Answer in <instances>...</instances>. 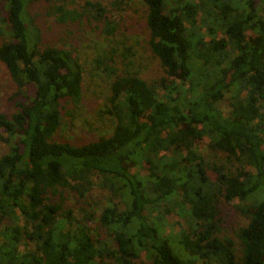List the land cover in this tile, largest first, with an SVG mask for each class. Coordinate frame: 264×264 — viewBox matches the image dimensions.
Returning a JSON list of instances; mask_svg holds the SVG:
<instances>
[{"label": "trees", "instance_id": "obj_1", "mask_svg": "<svg viewBox=\"0 0 264 264\" xmlns=\"http://www.w3.org/2000/svg\"><path fill=\"white\" fill-rule=\"evenodd\" d=\"M58 1L60 22H103L113 40L100 0ZM141 1L165 75L117 76L113 132L75 143L58 134L66 103L82 100V64L43 43L33 0H0V61L17 86L14 111L0 112V264H143L142 253L151 264H264V0ZM205 138L215 159L198 148ZM94 186L107 192L101 214ZM234 201L248 219L237 241L221 226ZM175 212L185 227L171 235Z\"/></svg>", "mask_w": 264, "mask_h": 264}, {"label": "rangeland", "instance_id": "obj_2", "mask_svg": "<svg viewBox=\"0 0 264 264\" xmlns=\"http://www.w3.org/2000/svg\"><path fill=\"white\" fill-rule=\"evenodd\" d=\"M107 8L108 16L118 23V30L110 41L102 34L103 22L92 21L83 17L76 21L60 22L53 6L61 2L58 0H33L30 12L35 16L39 26L42 41L46 45H55L71 49L83 66L82 100L78 106L66 103L63 108V122L58 138L75 143H85L101 135H109L116 125V118L111 113L109 96L111 95L112 81L128 71L138 72L148 81L159 79L165 75L158 57L152 52L149 45L150 32L147 26V5L141 0H100ZM85 0L79 3L68 4V7H81ZM249 34H253L251 31ZM3 37L0 36V43ZM116 49V55L110 58V46ZM132 48L131 52L127 48ZM104 63L99 64L97 59L104 58ZM126 54V57L125 55ZM107 65H112L116 72L112 75L104 70ZM161 91V90H160ZM17 86L12 80L6 65L0 61V112H12L13 95ZM21 96V95H20ZM22 99V97L18 98ZM226 107V102L222 103ZM208 138L198 146L200 152L212 159L216 158L214 152L208 147ZM9 146L0 139V155L8 151ZM253 170L252 167H247ZM137 170V169H134ZM141 174L145 169L139 170ZM107 192L98 186L92 190V200L96 203L98 214L102 213L109 204ZM68 203H73V196L68 197ZM237 201L232 204H223L221 212L222 234L231 236L237 241L238 230L248 224V219L237 208ZM121 208L124 203H118ZM99 207V208H98ZM119 207V208H120ZM185 227L183 216L172 213L167 216L166 231L171 235H178ZM101 233L107 236L105 228H100ZM143 264H151L141 254Z\"/></svg>", "mask_w": 264, "mask_h": 264}]
</instances>
